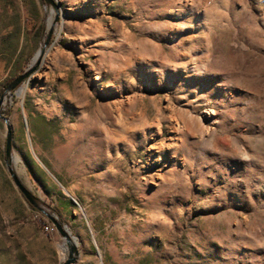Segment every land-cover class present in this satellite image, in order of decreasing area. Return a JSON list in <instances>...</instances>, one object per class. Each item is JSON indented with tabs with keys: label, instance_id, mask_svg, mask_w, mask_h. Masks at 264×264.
<instances>
[{
	"label": "rangeland",
	"instance_id": "rangeland-1",
	"mask_svg": "<svg viewBox=\"0 0 264 264\" xmlns=\"http://www.w3.org/2000/svg\"><path fill=\"white\" fill-rule=\"evenodd\" d=\"M56 1L0 0V264H264V0Z\"/></svg>",
	"mask_w": 264,
	"mask_h": 264
},
{
	"label": "water",
	"instance_id": "water-1",
	"mask_svg": "<svg viewBox=\"0 0 264 264\" xmlns=\"http://www.w3.org/2000/svg\"><path fill=\"white\" fill-rule=\"evenodd\" d=\"M46 3L51 4L55 9H57V1L56 0H44ZM30 73H26L25 75L20 76L18 79H16L8 88L7 91L8 92H12L15 91L19 88V86L21 85V83L28 78ZM2 100L3 98L0 100V107L2 105ZM4 120L6 122H8L7 118H4ZM13 130L12 127L8 124L7 126V141H6V153H7V157L10 158L11 155V150L13 147ZM9 171L11 173V176L14 179V182L16 184V186L20 189V191L22 192V194L24 195V197L27 199V201L33 205L34 207H38L37 204V198L33 195V193L21 182V180L19 179V177L17 176V174L14 172L13 168L9 167ZM59 229L62 231L63 235L66 236L69 239V235L64 232L61 228V226L58 224ZM70 240V239H69ZM71 247L73 249H75V247L73 245H71Z\"/></svg>",
	"mask_w": 264,
	"mask_h": 264
},
{
	"label": "bare ground",
	"instance_id": "bare-ground-1",
	"mask_svg": "<svg viewBox=\"0 0 264 264\" xmlns=\"http://www.w3.org/2000/svg\"><path fill=\"white\" fill-rule=\"evenodd\" d=\"M179 117L181 119V121L183 122H186L187 124H185V127L186 128H190V124L188 123V120H187V117H188V114L186 112H180L179 113ZM122 118V117H121ZM182 122V123H183ZM132 124V123H131Z\"/></svg>",
	"mask_w": 264,
	"mask_h": 264
},
{
	"label": "built area",
	"instance_id": "built-area-1",
	"mask_svg": "<svg viewBox=\"0 0 264 264\" xmlns=\"http://www.w3.org/2000/svg\"><path fill=\"white\" fill-rule=\"evenodd\" d=\"M45 228L48 229V230H49V233H50V227L47 226V227H45Z\"/></svg>",
	"mask_w": 264,
	"mask_h": 264
}]
</instances>
